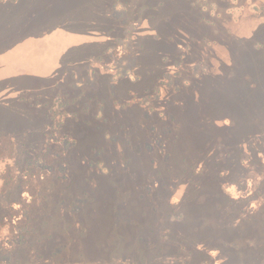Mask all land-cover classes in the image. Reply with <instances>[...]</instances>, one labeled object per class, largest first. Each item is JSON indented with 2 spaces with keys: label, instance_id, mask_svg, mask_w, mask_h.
I'll use <instances>...</instances> for the list:
<instances>
[{
  "label": "rangeland",
  "instance_id": "rangeland-1",
  "mask_svg": "<svg viewBox=\"0 0 264 264\" xmlns=\"http://www.w3.org/2000/svg\"><path fill=\"white\" fill-rule=\"evenodd\" d=\"M2 134L0 264H264V0H1Z\"/></svg>",
  "mask_w": 264,
  "mask_h": 264
},
{
  "label": "trees",
  "instance_id": "trees-1",
  "mask_svg": "<svg viewBox=\"0 0 264 264\" xmlns=\"http://www.w3.org/2000/svg\"><path fill=\"white\" fill-rule=\"evenodd\" d=\"M1 1V0H0ZM0 154L1 156H4V153L6 151H8V154H6L8 156V158H12L15 157V161L17 163V165L19 166L20 162H21V156H22V151L18 148V141L16 139V137L12 136V135H6V134H2L0 135ZM35 168V167H34ZM37 168V167H36ZM38 170H40L39 174H38V178L40 179L41 183L46 182L47 183L50 180H61L59 178V172H57L55 169V173L51 174V168L47 167V166H41L38 167ZM50 173V174H49ZM49 174V175H48ZM23 183V179L21 180V182L18 184V197L17 199L12 203V205L10 206V211L14 210V204L17 203L22 211V217L24 219V222L26 221V224H23L24 222H22L21 226H20V230L22 229V233L20 234L19 238H21L23 235V233H27L28 230H30V219L32 218L31 215L34 213L35 209H45V202L44 200L40 197V192H42V188H39L38 191L36 192H31V190L28 188L26 189V187L22 186ZM28 193L29 195L24 196V194ZM24 197V198H23ZM28 197H31L30 201ZM37 210H35L36 212ZM10 214V213H9ZM5 216L3 218V220H7L8 216ZM10 217V216H9ZM18 217V216H16ZM20 220V219H18ZM21 222V221H20ZM22 225H24L22 227Z\"/></svg>",
  "mask_w": 264,
  "mask_h": 264
}]
</instances>
